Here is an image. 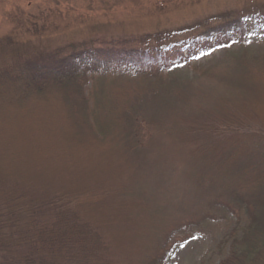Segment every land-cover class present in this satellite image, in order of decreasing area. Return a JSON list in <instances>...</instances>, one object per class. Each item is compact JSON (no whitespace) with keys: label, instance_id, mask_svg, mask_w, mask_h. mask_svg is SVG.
Segmentation results:
<instances>
[{"label":"rangeland","instance_id":"rangeland-1","mask_svg":"<svg viewBox=\"0 0 264 264\" xmlns=\"http://www.w3.org/2000/svg\"><path fill=\"white\" fill-rule=\"evenodd\" d=\"M263 7L264 0H0V37L11 34L37 52L91 38L143 51L158 41L193 39L225 13ZM247 21L253 26L256 19ZM248 39L162 71L159 82L149 76L145 86L140 76L95 77L85 85L83 104L66 87L11 104L0 100V150L11 154L9 169L49 187L69 181L105 191L83 214L109 243V264H149L168 232L204 208L211 190L198 149L207 147L213 128L239 110L264 127V29ZM120 100L128 102L115 104ZM135 113L133 136L125 117ZM135 140L136 149L123 147ZM236 222L229 213L210 218L202 231L171 238L169 245L178 241L164 264H220L229 251L222 241Z\"/></svg>","mask_w":264,"mask_h":264},{"label":"trees","instance_id":"trees-1","mask_svg":"<svg viewBox=\"0 0 264 264\" xmlns=\"http://www.w3.org/2000/svg\"><path fill=\"white\" fill-rule=\"evenodd\" d=\"M250 16L256 19L253 26L247 21ZM263 29L264 7L249 13H225L216 25L193 39L158 41L143 51L120 50L116 48L120 42L91 38L37 52L25 50L27 46L17 43L11 34L4 35L0 37V100L11 104L13 99L23 101L33 94L66 87V93L72 91V97L83 104L88 96L85 85L95 77L140 76L145 86L149 76H157L159 82L162 71H172L216 49L245 45L251 34ZM16 80L25 87L11 85ZM3 92H9L7 99ZM114 102L125 105L128 101ZM245 112H231L222 125L213 128L212 137L204 142L207 147L198 149L204 160V174H200L211 192L205 196L197 219L171 229L167 243L154 251L149 264L165 263L178 241L169 245L171 238L202 231L210 218L229 213L237 222L222 241L229 243V251L220 264H264V127L257 126ZM126 117V129L137 135L138 114ZM126 142L129 146L123 147L127 151L138 147L137 140ZM0 158L6 163L0 169V264L110 263L109 243L100 227L90 225L83 214L85 204L105 198V191L72 186L69 181L53 187L42 185L33 175L15 176L9 169V152L0 150ZM242 213L246 214L244 221Z\"/></svg>","mask_w":264,"mask_h":264}]
</instances>
